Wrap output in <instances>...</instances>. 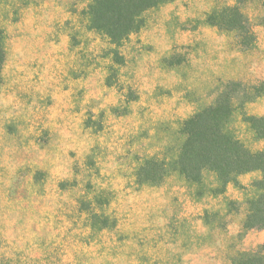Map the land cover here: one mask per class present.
Masks as SVG:
<instances>
[{"label":"rangeland","instance_id":"obj_1","mask_svg":"<svg viewBox=\"0 0 264 264\" xmlns=\"http://www.w3.org/2000/svg\"><path fill=\"white\" fill-rule=\"evenodd\" d=\"M235 1L174 0L146 12L145 26L124 46L129 61L127 79L138 86L141 99L125 115H108L99 137L84 130L83 114L116 93L100 89L99 71L90 64L91 53L104 43L86 31L78 13L82 4L75 0L0 1V28L6 34L7 53L0 71V255L23 249L32 236H53V223L67 213L63 201L68 193L52 190L49 197L34 198L31 191L46 185L41 181L33 184L35 170L48 173L45 177L52 188L57 177L74 175L85 147L98 143L101 172L112 177L118 189L114 208L122 214V236L128 237L114 243L117 234H103L89 245L92 255H97L90 264H104L99 262L102 245L111 247L119 257L121 252L124 264L132 252L161 253L165 259L171 257L172 264H179V256L188 264H225L221 258L211 259L185 245L201 233H211L209 226L200 230L201 224L193 217L210 199L195 202L176 177L160 187L135 192L129 173L135 147L154 144L150 131L155 118L184 116L202 105L197 93L183 96L184 91L173 89L189 84L201 90L214 77L264 80V27L256 25L254 17L261 12L262 0L240 1L256 33V45L250 50H239L231 34L201 22L211 6ZM172 47L192 55L188 67H159V58ZM78 73L81 76L75 78ZM159 84L163 89L158 91ZM166 87L173 88L170 96L156 97ZM246 111L264 114V97L247 104ZM242 135L251 149L262 146L250 132ZM259 177L261 172L252 171L240 175L238 182L248 185ZM225 196L241 202L245 193L229 184ZM242 218L241 205L236 214L221 220L219 236L213 240L219 255L229 251L230 244L252 249L264 242V229H250L236 238Z\"/></svg>","mask_w":264,"mask_h":264},{"label":"trees","instance_id":"obj_2","mask_svg":"<svg viewBox=\"0 0 264 264\" xmlns=\"http://www.w3.org/2000/svg\"><path fill=\"white\" fill-rule=\"evenodd\" d=\"M75 1L82 4L78 13L86 31L104 43L97 52L91 53L93 61L90 60L94 66L92 69L99 71L100 89L116 93L112 99L87 108L83 114L84 130L90 136L99 137L108 115H125L141 99L138 86L127 79L129 61L124 52L125 44L131 35L145 26L146 12L174 0ZM240 1L211 6L204 12L201 22L231 34L239 50H250L256 45V33L252 18ZM254 17L255 24L264 27V0L261 1V12ZM6 55V34L0 28V71ZM191 58L189 53L172 47L159 58L158 65L177 70L188 67ZM80 76V73L74 74L75 78ZM188 86L166 87L167 90L157 94L156 97L165 98L170 96L172 89L178 93L184 91L183 96L193 92L197 93V100L202 105L184 116L159 115L152 121L150 132L154 144L140 148V143L135 147V161L129 173L131 184L137 192L142 187H160L176 177L195 202L206 199L211 202L193 215L201 224L200 230L209 226L211 233L208 236L201 233L195 241L189 239L185 245L190 250L195 247L196 251L211 259L221 258L225 264H264V242L252 249L230 244L229 251L219 255L215 247L217 243L213 241L219 236L221 220L236 214L241 205L243 218L236 238L250 229H264V114L246 111L247 104L264 97V80L248 82L214 77L201 90ZM157 88L159 91L163 86L159 84ZM243 131L250 132L253 140L261 141L262 146L251 149L243 138ZM97 146L98 143H94L85 147L81 159L75 164L74 175L57 177L52 188L47 182L49 177H45L48 173L44 169L35 170L31 177L33 184L41 181L46 185L44 189L31 191L34 198L49 197L52 190L68 193L67 200L63 201L67 213H61L63 220L59 218L52 222L53 236H32L23 249L1 254L0 264H90L97 260V255H92L89 245L103 234H117L114 243L127 239L128 235L122 236L123 231L119 228L122 214L114 208L119 199L118 189L113 178L101 172L103 161L96 151ZM252 171L261 172V177L251 180L248 185L238 182L240 175ZM229 184L244 191L243 201L225 196ZM156 246L160 247L158 242ZM99 250L102 252L100 263L124 264L121 252L119 257L106 245L100 246ZM126 256H129L127 264H172L171 257L165 259L161 253L135 255L132 252ZM176 259L179 264H188L183 261V256Z\"/></svg>","mask_w":264,"mask_h":264}]
</instances>
